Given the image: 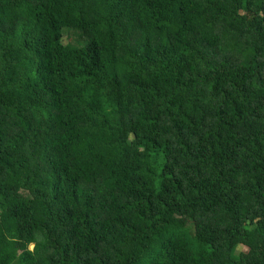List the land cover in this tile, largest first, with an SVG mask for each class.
<instances>
[{
	"label": "trees",
	"instance_id": "16d2710c",
	"mask_svg": "<svg viewBox=\"0 0 264 264\" xmlns=\"http://www.w3.org/2000/svg\"><path fill=\"white\" fill-rule=\"evenodd\" d=\"M0 264H264V0H0Z\"/></svg>",
	"mask_w": 264,
	"mask_h": 264
}]
</instances>
